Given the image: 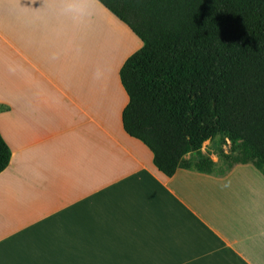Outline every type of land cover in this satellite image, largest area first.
<instances>
[{"label": "crops", "instance_id": "0c3cea01", "mask_svg": "<svg viewBox=\"0 0 264 264\" xmlns=\"http://www.w3.org/2000/svg\"><path fill=\"white\" fill-rule=\"evenodd\" d=\"M142 47L98 0H0V264H264L260 171L168 177L124 130Z\"/></svg>", "mask_w": 264, "mask_h": 264}, {"label": "trees", "instance_id": "16d2710c", "mask_svg": "<svg viewBox=\"0 0 264 264\" xmlns=\"http://www.w3.org/2000/svg\"><path fill=\"white\" fill-rule=\"evenodd\" d=\"M98 1L143 42L120 70L122 123L156 168L215 173L202 148L219 137L228 170L264 175V0ZM10 159L0 134V173Z\"/></svg>", "mask_w": 264, "mask_h": 264}, {"label": "rangeland", "instance_id": "374dc122", "mask_svg": "<svg viewBox=\"0 0 264 264\" xmlns=\"http://www.w3.org/2000/svg\"><path fill=\"white\" fill-rule=\"evenodd\" d=\"M223 148L226 153L230 151V143L226 144L225 146L220 145V138H216L213 141L205 142L203 144V150L206 152L207 155H209L211 158H213L216 161V168L215 172L219 175L224 174L228 170V165L227 163L220 159L219 157V151L220 149ZM192 158H196L195 156H192Z\"/></svg>", "mask_w": 264, "mask_h": 264}]
</instances>
